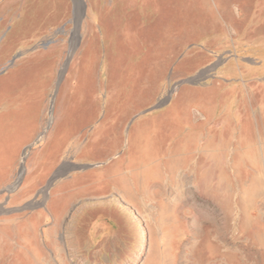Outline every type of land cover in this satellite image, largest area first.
Segmentation results:
<instances>
[{
    "label": "rangeland",
    "instance_id": "obj_1",
    "mask_svg": "<svg viewBox=\"0 0 264 264\" xmlns=\"http://www.w3.org/2000/svg\"><path fill=\"white\" fill-rule=\"evenodd\" d=\"M2 188L0 264H264V0H0Z\"/></svg>",
    "mask_w": 264,
    "mask_h": 264
},
{
    "label": "crops",
    "instance_id": "obj_2",
    "mask_svg": "<svg viewBox=\"0 0 264 264\" xmlns=\"http://www.w3.org/2000/svg\"><path fill=\"white\" fill-rule=\"evenodd\" d=\"M165 63H167V60L164 62L163 65H165ZM171 67H170V69H171ZM178 92L179 91H177L176 94H178ZM217 105L219 106V103L215 102V97H213L212 104L208 105L207 107H204V109H200V108H196V107L185 108V107L179 106L177 109V114H179L178 120H179V122L186 124V126H184L183 124H180V125L188 128V129L190 127L195 128V129L203 128L204 130L210 129L213 132V133H211L212 134L211 137L214 136L216 128L218 127L217 123L220 121V117H219L220 116V110L217 111L215 108ZM186 128H184V129H186ZM184 143L185 142L183 141L181 145H183ZM209 144L213 145L214 141L209 142ZM182 162H184V161L182 160ZM170 165L172 166V164H170ZM171 176H173V175H171ZM124 181L125 180H123V182ZM129 185L130 184L128 181H125L124 185L118 184V188H119L118 191L122 190L129 197L128 187H127ZM132 185L136 186L134 183V179H132ZM134 189H135V187H134ZM145 202H147V203H149V205H151V202L148 199ZM169 243H170V241L167 240L166 244H169Z\"/></svg>",
    "mask_w": 264,
    "mask_h": 264
},
{
    "label": "water",
    "instance_id": "obj_3",
    "mask_svg": "<svg viewBox=\"0 0 264 264\" xmlns=\"http://www.w3.org/2000/svg\"><path fill=\"white\" fill-rule=\"evenodd\" d=\"M63 30V27H60L57 31H56V33H58V32H60V31H62ZM45 45V43L44 42H41V43H38V44H36V45H34L31 49H29V50H32V49H35V48H38V47H40V46H44ZM26 51H28V50H21V51H18L17 53H15L14 55H13V57L9 60V64L6 66V67H4L3 68V70H5L7 67H9L10 65H12L15 61H16V59L17 58H19L20 56H22ZM193 76H191V77H188V78H186V79H183L182 81H181V83H191V84H195L196 83V81L197 80H192L191 78H192ZM58 80V79H57ZM61 81L62 80H60V81H56V87H55V89H54V97L56 96V93H57V91H58V88H59V86H60V83H61ZM162 106V103H158V104H156V105H154V106H152V107H150L149 109H147V110H145V111H150L151 109H156V108H159V107H161ZM51 109L53 110L54 109V102L52 103V106H51ZM134 119V118H133ZM29 145H27V147H28ZM94 165H97V164H84L83 165V167H91V166H94ZM54 175V174H53ZM53 175H52V177H53ZM51 177V178H52ZM50 178V179H51ZM49 179V180H50ZM4 191V188H2V189H0V193L1 192H3ZM30 202H32V201H29V202H27L25 205H23V206H21V207H18V208H16L17 210H21V209H31V208H33V206H30L29 205V203Z\"/></svg>",
    "mask_w": 264,
    "mask_h": 264
},
{
    "label": "bare ground",
    "instance_id": "obj_4",
    "mask_svg": "<svg viewBox=\"0 0 264 264\" xmlns=\"http://www.w3.org/2000/svg\"><path fill=\"white\" fill-rule=\"evenodd\" d=\"M119 192H120V202L122 201L124 204L129 203L128 195L125 192H123L122 190H119ZM126 209H128V207H126ZM128 210L132 211L131 209H128ZM126 215L128 217V221L127 222L129 224V226L132 227V229L134 230L135 234L137 235L138 232H139V229L137 228V219L136 218H139V217L138 216L134 217L132 214H129V213H127ZM142 233H143V235L146 234L144 228L141 230V235H142ZM162 234H164V233H162ZM133 238L135 240V235H134Z\"/></svg>",
    "mask_w": 264,
    "mask_h": 264
}]
</instances>
